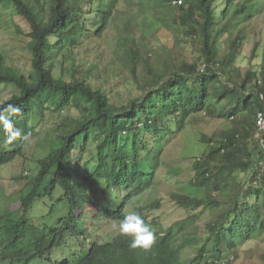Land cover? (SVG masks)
Listing matches in <instances>:
<instances>
[{
    "label": "trees",
    "instance_id": "16d2710c",
    "mask_svg": "<svg viewBox=\"0 0 264 264\" xmlns=\"http://www.w3.org/2000/svg\"><path fill=\"white\" fill-rule=\"evenodd\" d=\"M128 1L130 13L122 12L126 25L116 34L117 61L111 64L129 75L138 95L121 102L104 88L108 66L74 63L75 50L84 41L99 39L115 27L111 21L119 18L114 15L119 0H0L24 21L30 54L25 73L0 52V106L11 103L21 109L10 118L29 138L48 116L60 118L54 129L36 139L41 150L36 172L16 193V207L6 202L0 209V264H231L226 252L236 259L241 237L247 242L264 236V141H258L255 127L262 108L258 93L264 88V45L258 55L261 34L254 23L263 17L264 0ZM137 6L165 27L166 10H172L170 20L177 24L173 47L148 48L143 44L146 35L135 38L137 26L130 24L135 20L130 15L134 11L136 16ZM250 34L256 40L245 68L240 58ZM257 56L260 61L254 64ZM59 57L62 73L56 76ZM7 88L11 93L2 98ZM196 114L226 116L230 123L209 136L202 158L193 162L190 184L199 195L170 194L181 208L205 204L211 212L206 233L197 239L189 215L167 229L152 225L156 241L150 250L131 248L120 234L104 244L91 243L72 260L62 256L54 262L53 251L86 235V210L111 222L122 219L132 199L152 185L163 153L158 143L175 129L184 130ZM4 141L0 127V169L21 157L27 142ZM141 154L146 164L140 166ZM144 165L150 172L143 171ZM239 174H250L248 186L238 183ZM99 189L110 206H96ZM37 201L49 203L39 227L26 220ZM156 206L153 201L136 212L147 222L143 209ZM185 233L187 241L178 238ZM260 258L264 262V253Z\"/></svg>",
    "mask_w": 264,
    "mask_h": 264
},
{
    "label": "rangeland",
    "instance_id": "374dc122",
    "mask_svg": "<svg viewBox=\"0 0 264 264\" xmlns=\"http://www.w3.org/2000/svg\"><path fill=\"white\" fill-rule=\"evenodd\" d=\"M115 5L114 15L119 17L117 20L112 19L111 21V23H114L115 27L110 28L99 39L84 41L83 46L75 50L76 55L74 63H95L101 68L108 66V75L105 76L108 82L104 85V88L111 90L110 96L120 99L121 102H125L128 98L138 95V93L133 92L134 86L130 82L129 75L125 76L119 71L121 70L120 66H113L111 62L114 60L117 61L115 55L116 44H114L115 38L121 26L126 25L125 17L122 16V12L130 13V5L128 0H119V3ZM136 12V16H134V11H131L132 14L130 15L131 17H135V20L131 21L130 24L135 23L137 26L135 34L136 39H139L141 35H146L148 39L143 44L147 45L148 48L155 46L159 47L160 45H165L168 48L173 47L177 24L175 22L172 23V20H170L169 14L172 12L171 9L166 10L165 23L167 27H165L162 22L159 23L156 21L154 16H150L147 13L148 11H144V8L140 6H137ZM262 16V18L254 22L257 26V32L261 34V37L259 36L257 40L260 43L258 55H260L262 46L264 45V13ZM16 26L22 31L21 34H17ZM26 32L24 21L16 16L12 5H0V52L5 55L10 65L25 73L30 70V54L26 47L28 39L22 34ZM254 39V36L250 34L244 55L240 58V62H242V66L245 68H247L249 62L251 45L256 40ZM186 52L190 53V47L186 46ZM61 61L62 59L59 57L55 68L56 76L62 73ZM254 61V64L259 63L260 56H257ZM67 65L68 64H66V66ZM66 76L67 74H65V77ZM102 79L104 78L102 77ZM10 93V89L7 88L3 91L1 97L6 98ZM71 113L74 116L77 115L75 110H71ZM59 121L60 118L56 119L55 115L52 117L48 116L44 123L40 125V128L36 130L35 136L27 140L23 155L0 169V209L3 208L2 205L6 202L9 203L11 208L16 207L17 203L14 202L16 193L18 190L22 189L26 181L25 178H32L36 172L35 161L41 151L36 147V139H38L41 134H45L54 129ZM229 126L230 123L226 116H222L221 118H209L204 115L196 114L189 119L184 130L178 131L175 129L174 134L169 135L166 140L160 141L158 145L163 149V153L159 161L160 165L154 172V178L152 177V185L149 190L132 199L125 213L136 211L137 208L140 209L144 205H150V203L155 201L158 203V206H156L157 208L143 209V214L146 216L147 223L150 225L159 224L163 229H167L173 223H180L187 216L191 215L192 219L189 220L188 223L195 226L192 227V230L198 232L197 239H200V235H202L201 232L203 231L204 234L206 233V222L210 218V210L205 204L197 208L193 206L181 208L175 201L171 200L170 194L199 195L200 191L190 184L193 177V162L202 158L203 152L207 147L209 136L215 130L227 129ZM146 139L152 144L153 140L150 135H147ZM127 141L130 142V139H127ZM86 159L87 158H85V160ZM144 159L143 154H141L138 159L140 166L146 164ZM143 171L150 172L149 166L144 165ZM249 176L250 174H239L238 183L242 184L243 187L248 186ZM146 179L147 177L144 178V182H146ZM101 189L98 190L100 194H96L94 197L96 206H110L109 204H104L103 200L106 199L105 197L107 194L104 191L102 192ZM58 192L59 190H56V197L60 195ZM125 196L126 195H123V198ZM61 206L65 210L68 208L66 204L64 206V200L61 202ZM48 208V202L45 204L41 201L34 202L26 215V220L35 227L41 226L45 221L44 216ZM83 226L88 228L86 237L76 239V241H73L74 244L70 242L69 246L65 245L62 249L53 251L51 257L54 262L62 260V256H69L71 260L77 256L78 250H84L82 246L80 247V241L88 245L94 241L103 243L120 235L117 223L104 221L98 218L95 213L89 212V210H86ZM177 228L178 227H176V229ZM154 231H156V229H154ZM180 237H185L184 239L187 241L188 234L179 235L178 238ZM67 240L66 238V241ZM85 248L87 247L85 246ZM234 253L236 254V259H232L233 255L231 256L230 252H226L231 264H264L260 258L264 253V236L257 235L247 242L241 237L237 242Z\"/></svg>",
    "mask_w": 264,
    "mask_h": 264
},
{
    "label": "clouds",
    "instance_id": "9594fccd",
    "mask_svg": "<svg viewBox=\"0 0 264 264\" xmlns=\"http://www.w3.org/2000/svg\"><path fill=\"white\" fill-rule=\"evenodd\" d=\"M20 111L21 109L19 107L11 103L7 104L6 106H0V127H2L5 133L4 142L6 144H12L14 141L18 139L26 142L30 136V133H22L21 130L15 126L14 121L10 118V116L18 115ZM98 208L102 209L104 207H102L101 205ZM89 212L95 213L94 211H90V210ZM96 216L102 219L99 215L96 214ZM102 220L108 221L105 219H102ZM117 224H118V228H119V232L121 236L129 239L130 247L133 249L139 248L145 251L150 250L156 241V233L152 225L147 223L139 212L131 211L125 214L122 217V219L119 220ZM86 228L87 227H85V229ZM85 231H86L85 233L87 234L88 228ZM83 237H86V235H83L80 238H83ZM71 244H73V241L71 242ZM101 244H104V243H101ZM67 245L69 246V242H67ZM89 245L80 241V247L82 246L85 252ZM85 246L87 248H85Z\"/></svg>",
    "mask_w": 264,
    "mask_h": 264
},
{
    "label": "built area",
    "instance_id": "2783aa9c",
    "mask_svg": "<svg viewBox=\"0 0 264 264\" xmlns=\"http://www.w3.org/2000/svg\"><path fill=\"white\" fill-rule=\"evenodd\" d=\"M258 98L262 105V109L256 113L255 127L257 131L256 137L262 144L264 141V88L258 93Z\"/></svg>",
    "mask_w": 264,
    "mask_h": 264
},
{
    "label": "bare ground",
    "instance_id": "6f19581e",
    "mask_svg": "<svg viewBox=\"0 0 264 264\" xmlns=\"http://www.w3.org/2000/svg\"><path fill=\"white\" fill-rule=\"evenodd\" d=\"M262 106V105H261ZM262 109V108H261ZM260 111V110H259ZM256 116V115H255Z\"/></svg>",
    "mask_w": 264,
    "mask_h": 264
}]
</instances>
